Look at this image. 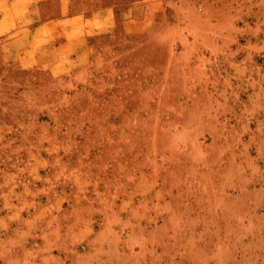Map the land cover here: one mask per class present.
I'll return each mask as SVG.
<instances>
[{"label": "rangeland", "instance_id": "rangeland-1", "mask_svg": "<svg viewBox=\"0 0 264 264\" xmlns=\"http://www.w3.org/2000/svg\"><path fill=\"white\" fill-rule=\"evenodd\" d=\"M148 3L83 64L0 37V264H264V0Z\"/></svg>", "mask_w": 264, "mask_h": 264}, {"label": "crops", "instance_id": "crops-1", "mask_svg": "<svg viewBox=\"0 0 264 264\" xmlns=\"http://www.w3.org/2000/svg\"><path fill=\"white\" fill-rule=\"evenodd\" d=\"M57 7L61 11L54 13ZM119 12L154 11L148 0H4L0 37L16 33L5 46L10 45L16 51V61L24 65L46 63L42 55L53 51L54 46L63 51L72 49L74 61L83 64L90 57V36L101 29L110 30L109 22H116Z\"/></svg>", "mask_w": 264, "mask_h": 264}]
</instances>
